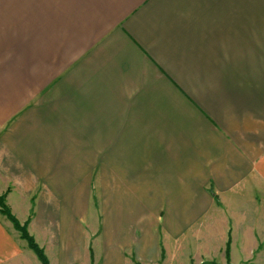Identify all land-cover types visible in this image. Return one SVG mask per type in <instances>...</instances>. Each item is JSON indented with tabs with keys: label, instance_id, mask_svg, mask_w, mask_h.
Masks as SVG:
<instances>
[{
	"label": "crops",
	"instance_id": "obj_1",
	"mask_svg": "<svg viewBox=\"0 0 264 264\" xmlns=\"http://www.w3.org/2000/svg\"><path fill=\"white\" fill-rule=\"evenodd\" d=\"M4 192L51 264H264V0H13ZM9 223L0 264H42Z\"/></svg>",
	"mask_w": 264,
	"mask_h": 264
},
{
	"label": "rangeland",
	"instance_id": "obj_2",
	"mask_svg": "<svg viewBox=\"0 0 264 264\" xmlns=\"http://www.w3.org/2000/svg\"><path fill=\"white\" fill-rule=\"evenodd\" d=\"M11 5H13V0H0V11H1V9L7 10V8L11 7ZM4 14L7 15V13H4ZM149 127H151L154 130V126H149ZM102 190L104 191V188L103 187H102ZM98 192H100L99 188L98 189L97 188H93L91 190V201H90V208H89V212L90 213L89 214L90 215H94V218H96V219L91 220L90 223H89V225L92 226L93 228L95 226V227H97L98 229L101 230V228H103V226L101 225L102 221H99L98 218H100V220L102 219L101 218V215H102V209H101L102 196H101V193H102V191L100 192V195L98 194ZM3 194H7V193L6 192L0 193V195H3ZM35 196H36V194H34V197L31 199V204L30 205H13V204L7 203L8 202L7 195H6L5 201L9 205V207L11 208L12 213L19 219V217L17 216L18 214L14 211V209H18L20 212H23V211H26V210H30L31 214H33L34 208H35V201H36V197ZM1 208H2V205L0 204V209ZM20 212H18V213H20ZM87 215L88 214L86 213L85 216H87ZM5 216H7V215H5ZM8 221L10 222L9 224H11L10 226L13 227V222L9 218H8ZM20 221H21V223L26 222L24 220H20ZM87 227H88L86 229L87 232L90 234V236H92L93 235V230H90L91 228H89V226H87ZM100 230H99V235L102 234V232ZM99 238H101V236L100 237H97V239L96 238L94 239V240H96V243L97 244H98V240H102V239H99ZM92 244H95V242L91 241L89 243V247H91ZM101 245H104V242H102ZM87 246H88V244H87ZM162 258L165 259V256L162 255ZM76 264H95V253H94V260H92L91 258L88 259V257L86 256L85 259H81V261H78ZM154 264H161L160 263V260H158ZM200 264H224V263L220 262L218 259L215 258L213 261H208L207 259H204Z\"/></svg>",
	"mask_w": 264,
	"mask_h": 264
},
{
	"label": "trees",
	"instance_id": "obj_3",
	"mask_svg": "<svg viewBox=\"0 0 264 264\" xmlns=\"http://www.w3.org/2000/svg\"><path fill=\"white\" fill-rule=\"evenodd\" d=\"M5 199H6V194L0 195V204L2 205L0 212L4 215H7V217L13 222L14 227L20 232L21 238L27 241L29 247L36 253L41 263L51 264L44 248L40 246V244L36 241L35 237L30 233L28 229V225L31 220V217L26 222L21 223V221L12 213V210L9 207V205L6 203ZM229 246L230 244L228 243L226 247V258L228 263L230 261ZM162 255H164V252Z\"/></svg>",
	"mask_w": 264,
	"mask_h": 264
}]
</instances>
